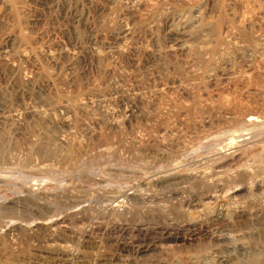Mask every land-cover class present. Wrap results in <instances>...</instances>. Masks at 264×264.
I'll return each instance as SVG.
<instances>
[{
    "label": "rangeland",
    "instance_id": "374dc122",
    "mask_svg": "<svg viewBox=\"0 0 264 264\" xmlns=\"http://www.w3.org/2000/svg\"><path fill=\"white\" fill-rule=\"evenodd\" d=\"M67 1L0 0V264H264V0Z\"/></svg>",
    "mask_w": 264,
    "mask_h": 264
},
{
    "label": "bare ground",
    "instance_id": "6f19581e",
    "mask_svg": "<svg viewBox=\"0 0 264 264\" xmlns=\"http://www.w3.org/2000/svg\"><path fill=\"white\" fill-rule=\"evenodd\" d=\"M49 2H51L54 6H60L62 8H64L66 10V12L69 10L68 8V1L67 0H48ZM115 2V1H114ZM70 4V3H69ZM50 5V4H49ZM4 6H7L5 1H4ZM201 8L199 6H193L192 8H190L188 11H176V12H172L171 13V18H170V25L167 28V36H168V43L167 45L164 47V49L162 51H160V49H155L153 51L152 54H156L157 57H161L163 54H165V56L167 54H172L175 50H180V52L182 51H186L188 50V48H195V50H197V53L199 54V56L201 55L203 57V59H205V67L204 69L202 68L203 74L206 78H210L213 77L211 75L212 73V68H211V64L213 61V53L212 50L214 49L213 46L216 44L215 40H213L212 38L209 39L207 38L208 33H205L207 29V26L204 24H202V17L203 15L201 14ZM212 14V13H211ZM202 15V17H201ZM170 16V15H169ZM217 16V15H216ZM217 21V20H216ZM216 23V22H215ZM213 24V23H212ZM211 25V24H210ZM235 26V25H234ZM225 27V26H224ZM241 27V26H240ZM126 27H124L123 29H125ZM229 28V27H228ZM239 28V27H238ZM122 29V30H123ZM230 30V29H229ZM219 33V32H218ZM217 33V35H218ZM232 33V32H231ZM121 37H123V39H125L126 36H128L129 34V30L125 29L122 31ZM117 35V34H116ZM224 35V34H223ZM254 41L253 43H251V45H242L241 47L237 48L236 50L240 51L241 53H243L244 55H247L249 57H254V58H259L261 56V52H262V48L264 46V41L259 39L258 37H254ZM252 38V39H253ZM120 39V37H119ZM122 39V40H123ZM151 39V38H150ZM217 40V39H216ZM222 40V39H221ZM228 40V39H227ZM240 40V39H239ZM238 44V43H237ZM218 45V44H217ZM225 45V44H224ZM232 45V44H231ZM230 45V46H231ZM131 46V45H130ZM219 46V45H218ZM223 46V45H222ZM226 46V45H225ZM233 46V45H232ZM119 47V46H118ZM215 47V46H214ZM228 47V46H227ZM236 47V46H234ZM238 47V46H237ZM147 48V47H146ZM225 49V47H224ZM232 49V48H231ZM95 50V49H94ZM97 50V49H96ZM234 50V49H233ZM100 51V50H99ZM217 51V50H216ZM221 51V50H220ZM182 52V53H184ZM191 52V51H190ZM222 52V51H221ZM163 53V54H162ZM98 54V53H97ZM154 54V55H155ZM162 54V55H161ZM188 54V53H187ZM217 54V53H216ZM95 55V54H94ZM153 55V56H154ZM160 55V56H159ZM223 55V53H222ZM220 56V55H219ZM50 57V56H49ZM155 57V58H157ZM164 57V56H162ZM173 57V56H172ZM201 58V57H200ZM221 58V57H220ZM161 58H158V60ZM202 59V61H203ZM184 61V60H183ZM182 63L184 64V66L186 67H190L191 69L194 67L195 68V60L193 61H184ZM201 61V60H200ZM194 62V63H193ZM198 62V61H197ZM217 62V61H215ZM198 63V66H204V64H200ZM216 65V64H215ZM164 68V67H163ZM198 68V67H197ZM196 71V70H195ZM198 71V70H197ZM231 72V71H230ZM227 78V77H226ZM49 80V79H48ZM174 87L176 89H178L179 92H181L182 94L186 95L187 97H192L191 95V91L190 89L184 85L181 81L174 79ZM39 88V87H38ZM22 95V94H21ZM83 101V100H82ZM87 101V100H86ZM93 102V101H92ZM84 103V102H83ZM103 109V108H102ZM106 110V109H105ZM103 110V111H105ZM133 110V109H132ZM2 112V111H1ZM4 113V111H3ZM103 113V112H102ZM107 115V114H106ZM122 116V115H121ZM3 117V116H2ZM6 117V116H5ZM115 117V116H114ZM112 119V118H111ZM110 120V119H109ZM114 121V120H113ZM117 121V120H116ZM121 121V120H120ZM252 118H248L246 119V127L252 126V124L254 123ZM257 122V121H255ZM115 124H118V122ZM113 125V124H111ZM254 126V125H253ZM255 127V126H254ZM257 127V126H256ZM250 129V127H249ZM244 132L248 129H243ZM256 130V129H255ZM87 131V130H86ZM254 132V131H253ZM91 133V132H90ZM249 133V132H248ZM239 134V133H238ZM241 134V133H240ZM237 135V134H236ZM244 135V134H243ZM243 135H240L243 136ZM212 136V135H211ZM239 137V136H238ZM243 140V139H242ZM106 150V149H105ZM229 157V156H228ZM259 169H257L258 171ZM7 171V170H6ZM248 174L253 175L252 171H248ZM13 176V175H12ZM11 176V177H12ZM238 178V177H237ZM5 179V178H4ZM174 179V178H173ZM163 180V179H161ZM262 184V183H261ZM115 212V211H114ZM10 228V227H9ZM227 248V247H226ZM249 260V259H248ZM210 261V260H209ZM251 263V261H250ZM216 264V263H215Z\"/></svg>",
    "mask_w": 264,
    "mask_h": 264
}]
</instances>
